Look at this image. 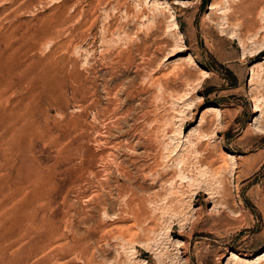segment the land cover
I'll return each mask as SVG.
<instances>
[{
  "label": "rangeland",
  "instance_id": "rangeland-1",
  "mask_svg": "<svg viewBox=\"0 0 264 264\" xmlns=\"http://www.w3.org/2000/svg\"><path fill=\"white\" fill-rule=\"evenodd\" d=\"M263 254L264 0H0V264Z\"/></svg>",
  "mask_w": 264,
  "mask_h": 264
},
{
  "label": "bare ground",
  "instance_id": "bare-ground-1",
  "mask_svg": "<svg viewBox=\"0 0 264 264\" xmlns=\"http://www.w3.org/2000/svg\"><path fill=\"white\" fill-rule=\"evenodd\" d=\"M210 109V108H209ZM213 109V108H212ZM205 122V120L203 121V123ZM207 122H205V124H206ZM205 136V135H204ZM263 256H264V254H263ZM230 258H234V259H239V260H242V261H244V262H247L248 260L247 259H243V258H240V257H238L236 254H234V253H231V256H230Z\"/></svg>",
  "mask_w": 264,
  "mask_h": 264
}]
</instances>
